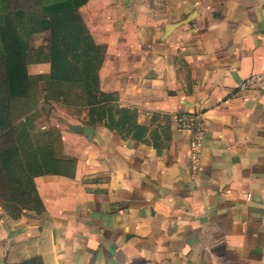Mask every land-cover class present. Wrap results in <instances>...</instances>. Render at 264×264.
<instances>
[{"label":"crops","instance_id":"1","mask_svg":"<svg viewBox=\"0 0 264 264\" xmlns=\"http://www.w3.org/2000/svg\"><path fill=\"white\" fill-rule=\"evenodd\" d=\"M10 3L0 0V28ZM78 11L105 49L99 89L133 123L123 132L85 105L88 122L57 124L60 173L34 179L56 264H264V95L231 99L264 72V0H89ZM48 35L31 36L27 93L9 101L12 126L37 115L32 135L54 86L81 87L51 81ZM192 111L207 124L197 172L174 120ZM42 235L36 215L15 220L0 205V264Z\"/></svg>","mask_w":264,"mask_h":264},{"label":"trees","instance_id":"2","mask_svg":"<svg viewBox=\"0 0 264 264\" xmlns=\"http://www.w3.org/2000/svg\"><path fill=\"white\" fill-rule=\"evenodd\" d=\"M88 1L67 0L44 6L42 13L49 20L39 31L50 33L51 81L82 86L91 115V108L96 103L88 97L90 82L98 88L101 96L109 97V94L99 89L98 72L105 49L94 42L78 11ZM0 37L6 52V57L0 62V205L15 220L33 213L39 218L43 229L41 237L12 247L9 252L12 262H9V258L6 264H56L53 259V241L44 231L49 228L51 221L36 190L34 179L60 173L55 142H60L61 136L58 132H38L32 135L36 114L27 117L18 126H12L9 101L14 96H24L29 87L26 54L29 46L15 37L6 36L3 27L0 28ZM94 58H97L96 72L90 68ZM80 64L84 69H81ZM1 66L5 68L4 71ZM90 122L94 123L92 120Z\"/></svg>","mask_w":264,"mask_h":264},{"label":"rangeland","instance_id":"3","mask_svg":"<svg viewBox=\"0 0 264 264\" xmlns=\"http://www.w3.org/2000/svg\"><path fill=\"white\" fill-rule=\"evenodd\" d=\"M42 8L43 0H11L9 16L3 26V31L6 36L10 35L15 37L19 42L23 44L28 43L29 46L31 36L39 31L42 25L49 20L42 13ZM74 25L76 24H73V26ZM48 37L50 38V35L45 36L49 41ZM29 55L31 56V53ZM32 55H34V53ZM80 67L84 69L81 64ZM90 68L96 72L97 58L91 61ZM1 70L4 71L5 68L3 69L1 66ZM88 78L90 79L92 76H88ZM41 83L43 84V82ZM90 85V92L87 89L88 97L90 101L96 103L95 106L91 108L93 120H117L119 128L123 132H127L128 128L126 125L133 123V114L128 111L124 112L123 109H120L116 97L113 94H109V97L101 96L98 92V88L92 82H90ZM52 94L56 100L48 98L44 105L53 106L54 111L50 114H46L43 110L41 124L46 128L40 130L42 133L59 132L57 131V129H59L57 124H61V126L64 127L66 122L81 124L88 122V117L85 115L87 114V107L84 108V106L87 105V96L82 86L75 87L71 90L68 86H54L52 88ZM15 257L16 256L13 258ZM9 262H12L11 259Z\"/></svg>","mask_w":264,"mask_h":264},{"label":"built area","instance_id":"4","mask_svg":"<svg viewBox=\"0 0 264 264\" xmlns=\"http://www.w3.org/2000/svg\"><path fill=\"white\" fill-rule=\"evenodd\" d=\"M261 93L264 95V72L254 73L240 81L231 99L238 98L241 94ZM176 128L190 134V165L191 171L197 172L203 155L204 141L207 132L205 114L201 111L180 113L174 116ZM46 127H42L44 130Z\"/></svg>","mask_w":264,"mask_h":264},{"label":"water","instance_id":"5","mask_svg":"<svg viewBox=\"0 0 264 264\" xmlns=\"http://www.w3.org/2000/svg\"><path fill=\"white\" fill-rule=\"evenodd\" d=\"M84 132L82 133L85 137H87L88 139H91L92 137V133L94 132V129L91 127H85Z\"/></svg>","mask_w":264,"mask_h":264}]
</instances>
